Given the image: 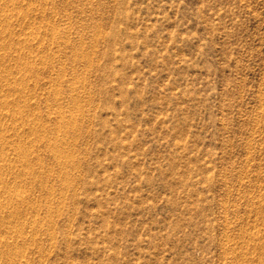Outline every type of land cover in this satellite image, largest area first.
<instances>
[{
  "label": "rangeland",
  "instance_id": "rangeland-1",
  "mask_svg": "<svg viewBox=\"0 0 264 264\" xmlns=\"http://www.w3.org/2000/svg\"><path fill=\"white\" fill-rule=\"evenodd\" d=\"M0 264H264V0H0Z\"/></svg>",
  "mask_w": 264,
  "mask_h": 264
}]
</instances>
